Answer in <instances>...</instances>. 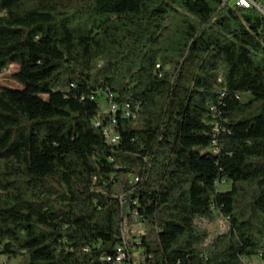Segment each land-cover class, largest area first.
<instances>
[{"label": "trees", "instance_id": "trees-1", "mask_svg": "<svg viewBox=\"0 0 264 264\" xmlns=\"http://www.w3.org/2000/svg\"><path fill=\"white\" fill-rule=\"evenodd\" d=\"M232 1L0 0V264H264V0Z\"/></svg>", "mask_w": 264, "mask_h": 264}, {"label": "built area", "instance_id": "built-area-1", "mask_svg": "<svg viewBox=\"0 0 264 264\" xmlns=\"http://www.w3.org/2000/svg\"><path fill=\"white\" fill-rule=\"evenodd\" d=\"M237 1H246L249 3V0H235V3ZM105 99L107 101V108L105 110V114L107 116H112V123H109L102 127V134L106 139V141L110 145H113L115 144V132L113 126L116 124V115L120 114L122 118L129 119V118H135V113L132 111L130 105L123 104L122 106H120L119 104L113 102V98L110 95L105 96ZM95 126L100 127V122L96 121ZM117 254H118V260L124 258V255L120 249L117 250Z\"/></svg>", "mask_w": 264, "mask_h": 264}, {"label": "rangeland", "instance_id": "rangeland-1", "mask_svg": "<svg viewBox=\"0 0 264 264\" xmlns=\"http://www.w3.org/2000/svg\"><path fill=\"white\" fill-rule=\"evenodd\" d=\"M235 0H233L232 2H234ZM17 67L14 65H10L6 68V71H4L1 75H0V85L6 86V87H18L10 78L9 76L11 74H13L14 72H16ZM98 103L100 105V110L101 112H103L106 108V102H105V98L104 97H100L98 99ZM225 230L224 227V223L220 218H217L215 220V223L209 226V231L211 233V235H216L218 233H221ZM142 233V227H140L139 225L133 227V231L132 234L129 235L127 234V237L129 238L130 241H138L139 240V236ZM137 253V250H136ZM136 255V254H135ZM1 263L5 264V260L1 259ZM11 264H15L14 262ZM250 264H262L261 261L258 258H255L252 262H250Z\"/></svg>", "mask_w": 264, "mask_h": 264}, {"label": "bare ground", "instance_id": "bare-ground-1", "mask_svg": "<svg viewBox=\"0 0 264 264\" xmlns=\"http://www.w3.org/2000/svg\"><path fill=\"white\" fill-rule=\"evenodd\" d=\"M238 3H239V5H241V6H243V7H247L248 6V4L250 3H248V2H246V1H238ZM117 137H115V142L117 141Z\"/></svg>", "mask_w": 264, "mask_h": 264}]
</instances>
